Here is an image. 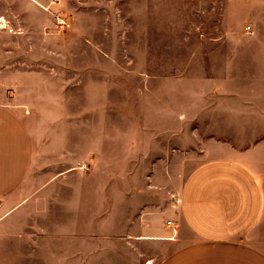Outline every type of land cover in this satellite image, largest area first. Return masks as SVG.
<instances>
[{
	"label": "crops",
	"instance_id": "0c3cea01",
	"mask_svg": "<svg viewBox=\"0 0 264 264\" xmlns=\"http://www.w3.org/2000/svg\"><path fill=\"white\" fill-rule=\"evenodd\" d=\"M224 1L229 10L232 5L246 9L253 33L232 38L226 30L233 27L224 21L217 27L224 30L221 36L197 39L200 45L222 51L206 53L220 61L212 73L156 75L123 68L120 63L133 58L102 48L93 38L94 26L87 21L90 15H110V21L125 32L129 29L120 24V16L138 13L145 20L151 14L152 0H61V5L52 0H0V237L8 233L18 209L34 198L44 183L51 186L56 178L65 182L73 170L86 164L89 143L95 151L100 148L103 135L97 127L101 123L97 117L89 119V114L104 112V94L113 90L110 79L136 74L163 79L165 85L160 86V99L152 111L159 121L145 125L168 124L169 78L178 84L180 79H201L197 89L191 87L192 94L199 95L200 102L207 103L209 98L216 102L204 108L212 111V116L244 114L224 103L231 101L233 76L264 78V0ZM68 12L79 18L78 41L83 47L79 54L73 52L77 39L68 36L69 27L59 28L54 23L53 13L68 17ZM95 28L107 29L102 24ZM237 45L258 48L248 59L257 63L255 72L233 74L232 53ZM81 72L96 81L73 82ZM179 86L171 109L172 124L184 125L188 123L185 120L194 124L195 115L189 117L188 113L196 110L184 107L189 88ZM77 91L84 97L73 113L72 93ZM88 94L95 99L90 107ZM195 141L203 143L202 159L182 180L174 181L167 168L155 169L145 175L142 190L135 188L136 200L122 205V211L121 199L112 197L110 245L103 242V235L105 240L108 236L98 225L102 211L90 210L86 220L94 221L95 216V224L79 237L103 244L96 241L95 246L66 249L63 264H123L126 258L136 264H264V135L245 141L222 136L196 137ZM147 156L144 150L142 157ZM168 220L177 223L175 234L166 224ZM65 232L66 238L72 237L70 227L65 226Z\"/></svg>",
	"mask_w": 264,
	"mask_h": 264
},
{
	"label": "rangeland",
	"instance_id": "374dc122",
	"mask_svg": "<svg viewBox=\"0 0 264 264\" xmlns=\"http://www.w3.org/2000/svg\"><path fill=\"white\" fill-rule=\"evenodd\" d=\"M61 3L59 0L58 5ZM123 9L127 10L128 7L123 5ZM229 11L231 12L228 13ZM67 14L68 17L62 14L67 23L57 27H69L66 30L68 36L77 39L72 46L73 52L79 54L83 49L78 41L79 18H73L71 12ZM110 18V15L94 14L87 19L94 26V40L119 57L128 55L133 58L129 63L121 62L123 68L156 75L178 72L212 73L220 61L206 53H212L211 49H215V54L222 51H217L216 47L209 44L200 45L197 39L221 36L224 30L217 27L223 25L224 21L233 27L231 31L226 30L232 38L247 37L253 33L252 28L248 31L249 34L244 33L247 31L246 26H250L246 9L232 5L229 10L224 0H152L151 14L145 20L143 14L138 13L120 16V24L129 29L125 32L112 23ZM101 24L107 29L95 28ZM255 49L258 48L233 46L234 75L256 69L257 63L248 60L254 57ZM90 53L88 51L87 55ZM79 74V77L73 78V82H78L79 79L89 83L91 80L96 81L95 78H86L83 72ZM196 79H180L178 84L175 78H169L166 82L169 107L167 125H145L147 121H159L154 119L152 111L160 99V86L165 85L161 81L163 79H144L137 74L110 79L113 90L104 94V112L100 115L89 114V119L97 117L101 123L97 127L98 132L103 135L100 150L90 148L89 143L86 164L80 169V165L73 162V166L80 170H73L65 182L56 178L51 186L44 183L35 197L18 209L14 221L9 224L8 233L0 237V264H63L66 249H74L80 245L95 246L98 239L79 237L90 225L95 224V216L94 221L86 220L90 210L102 211L98 225L108 236L105 240L106 236L103 235V242L110 245L112 197L121 199L122 211V205L127 206L129 200H136L135 188L139 186L142 190L145 175L155 169L162 171L167 168L174 181L182 180L202 159L203 143L196 142V137H237L245 141L264 135V78L233 76L231 101L225 100L224 104L226 107L229 104L233 111L240 109L244 114L230 116L226 113L225 116H230L229 118H218L210 114L212 111L208 113L204 110L216 102L212 98L207 103L200 102L199 95L192 94L198 83L200 84L201 79L199 82ZM144 85L148 86L147 90H143ZM178 85L189 88L184 97V107L196 110L194 114L188 113L189 117L195 115L191 120L194 124L189 120H185L188 123L184 125L172 124L175 120L171 109L176 102L175 88ZM261 89L263 93H260ZM72 97L73 104L70 108L75 113L79 99L83 102L84 94L77 91L72 93ZM92 98L93 95L88 94L89 107L95 101ZM144 150L147 157H142ZM46 177L48 175H43V178ZM102 202L103 205H95ZM65 203L68 205L65 206ZM65 226L71 228V238L65 237ZM120 248L122 250V245ZM123 264L136 263L126 258Z\"/></svg>",
	"mask_w": 264,
	"mask_h": 264
},
{
	"label": "built area",
	"instance_id": "2783aa9c",
	"mask_svg": "<svg viewBox=\"0 0 264 264\" xmlns=\"http://www.w3.org/2000/svg\"><path fill=\"white\" fill-rule=\"evenodd\" d=\"M52 3L58 4L59 3V0H52ZM53 16L55 18V24H56V26H58V25L59 26L60 25H65L67 23V20L65 19L64 16H62V14H60V13H53ZM246 30L249 31V32L251 31L249 25L246 26ZM166 224L171 228L172 233L175 234L176 233V230H177V223L176 222H173L171 220H168L166 222Z\"/></svg>",
	"mask_w": 264,
	"mask_h": 264
}]
</instances>
